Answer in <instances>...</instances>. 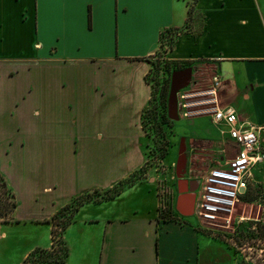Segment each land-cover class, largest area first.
<instances>
[{
	"label": "crops",
	"instance_id": "crops-1",
	"mask_svg": "<svg viewBox=\"0 0 264 264\" xmlns=\"http://www.w3.org/2000/svg\"><path fill=\"white\" fill-rule=\"evenodd\" d=\"M191 4L0 0V174L17 203L0 236L4 223L48 225L11 264L51 247L45 220L75 196L110 188L143 167L146 74L164 30L178 29L165 56L188 63L181 68L191 69L185 87L214 90L204 96L264 126V0H196L189 19ZM196 120L183 141L194 151L189 140L208 143L209 167L222 146L234 154L211 118L214 133ZM259 136L264 149V128ZM252 185L264 192V160L252 168L251 198ZM159 207L152 178H136L114 198L79 207L63 231V263L37 264H245L232 243L176 213L164 218Z\"/></svg>",
	"mask_w": 264,
	"mask_h": 264
},
{
	"label": "rangeland",
	"instance_id": "rangeland-1",
	"mask_svg": "<svg viewBox=\"0 0 264 264\" xmlns=\"http://www.w3.org/2000/svg\"><path fill=\"white\" fill-rule=\"evenodd\" d=\"M163 41L164 39L161 40L159 50L149 58L151 66L147 77L148 82L155 86L152 97L153 103L151 104L156 105V109H154L156 114L165 115L164 118H166L167 121L165 120L166 122H163L161 118L157 119V116L154 117L153 112L150 114V117L147 115L144 118L145 153H147V149L150 151L142 169L137 171L135 176H132V179L152 178L160 200V213L166 216L167 214L171 215L176 213L192 225H199V220L194 214L182 216L179 215L174 208L178 194L177 162L183 137L188 135L187 133L191 131L194 125L191 119L195 120V118H197L195 124L201 125L203 128H206L205 130L211 133L215 132V128L212 123H210L211 117L209 115H204L207 113L190 116L202 115L194 118L183 117L181 115L177 120L169 118L168 96L171 85V74L179 69H176L177 65L173 60H168L165 56L167 53L166 51L172 43H169L170 45L165 48ZM185 89L191 90L189 86L185 87ZM206 96L203 95L205 98ZM197 98H199V96ZM188 100L191 101L192 98ZM200 106L206 107L207 105ZM189 142L191 144H196L198 149L195 151L191 150L190 145H187V142L184 143V151L187 157V169L184 177H189L191 173L193 175L201 174L209 167L208 162L204 160L205 157H208L209 153L207 150L202 149L208 147V143L195 139H191ZM252 186L255 196L250 201L246 200L248 197H252L248 192L247 195L243 197V202H240L237 206V214L246 216L247 220L238 224L237 227L239 230L236 234V238H229L228 236L233 235H229L228 231L224 234L223 232L215 233L209 230V234L216 236L211 238L217 241L221 239L224 243H232L236 250L240 252L239 256L245 264H262L263 262L257 254L259 248L264 244V238L260 237L257 232L252 235L251 230L256 228V223L264 224V192L263 190L260 191L258 187ZM168 211L172 213H167ZM42 226L48 227V225L31 223H4L2 225L3 234L0 236V264H11V262L15 261L20 256V253L31 244L33 238L39 235Z\"/></svg>",
	"mask_w": 264,
	"mask_h": 264
},
{
	"label": "built area",
	"instance_id": "built-area-1",
	"mask_svg": "<svg viewBox=\"0 0 264 264\" xmlns=\"http://www.w3.org/2000/svg\"><path fill=\"white\" fill-rule=\"evenodd\" d=\"M164 46L167 48L166 44ZM213 91L180 89L176 92L178 109L183 117L209 114L211 122L219 127L220 134L230 138L234 144L233 155H229L227 148L222 146L216 152L219 155L216 163L194 178L197 187L192 214L198 218L199 227L215 233L225 234L228 231L229 235L234 236L238 232V224L247 220L246 216L237 214V206L248 192L252 168L264 160L259 136L264 126H257L241 118L232 106L219 107L214 97L197 98L211 95ZM189 98L192 100L189 101ZM257 255L263 262V245Z\"/></svg>",
	"mask_w": 264,
	"mask_h": 264
},
{
	"label": "trees",
	"instance_id": "trees-1",
	"mask_svg": "<svg viewBox=\"0 0 264 264\" xmlns=\"http://www.w3.org/2000/svg\"><path fill=\"white\" fill-rule=\"evenodd\" d=\"M195 1L196 0H193V4ZM193 4L189 6V10H188L189 19L193 12V6H194ZM177 31L178 29H168V30H164L163 32H161V39L162 40L164 39L163 42L164 44L167 45V47L168 45H170L169 43L173 44L174 36L177 33ZM172 44L169 48L172 47ZM174 63L177 65L176 69H181L188 64L185 61L183 62L174 61ZM148 73L146 74L147 81H148V77H147ZM154 90H155V86L151 84V96H150L147 106L144 108L143 113H142L143 130L145 128L144 118L147 115L150 117V114L152 112L154 114V117L157 116L156 117L157 119L161 118L163 122L167 121V119L164 118L165 115L163 116V114L162 115L156 114V111L154 110L156 109V105L151 104L153 103L152 97L154 94ZM149 151L150 150L147 149V153H145L146 156L148 155ZM135 173H133L127 179L120 180L117 184L105 190L94 189L92 191H87L82 194H79L75 196L70 202L62 206L56 213L52 215L51 218L45 220L46 222L51 223V236H52L51 247L50 248H34L33 250L29 252V254L25 257V259L23 260L21 264H37L39 262L63 263L69 253V248L65 240L63 239V231L69 225V223H71L75 212L85 202H89V201L101 202L104 200L114 198L116 195H118L122 191V189L126 185H129L134 181L132 179V176L133 175L135 176ZM251 199L252 198L248 197L246 200L250 201ZM16 205L17 203H16V199H15V195L13 191L9 188L5 179L0 174V221H3V222L9 221V215L15 209ZM167 213H172V212L168 211ZM162 216L168 219L174 217L173 214L171 215L167 214V216L162 214ZM251 231H252L251 232L252 235L257 232L260 237L264 238V224L256 223V228ZM233 237L236 238V235H234Z\"/></svg>",
	"mask_w": 264,
	"mask_h": 264
},
{
	"label": "water",
	"instance_id": "water-1",
	"mask_svg": "<svg viewBox=\"0 0 264 264\" xmlns=\"http://www.w3.org/2000/svg\"><path fill=\"white\" fill-rule=\"evenodd\" d=\"M191 69L184 68L176 70L171 74V85L168 96V116L171 119L177 120L178 104L176 99V92L185 87L190 79ZM184 141L180 144V154L177 162V197L175 200V209L182 216H188L193 213L194 191L197 187L195 180H188L186 177L187 157L184 149Z\"/></svg>",
	"mask_w": 264,
	"mask_h": 264
}]
</instances>
